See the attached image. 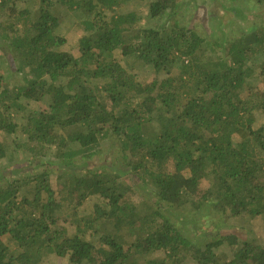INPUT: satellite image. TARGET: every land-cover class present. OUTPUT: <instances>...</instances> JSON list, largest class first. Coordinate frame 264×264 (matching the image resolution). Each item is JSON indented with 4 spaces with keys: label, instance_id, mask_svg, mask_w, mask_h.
<instances>
[{
    "label": "trees",
    "instance_id": "trees-1",
    "mask_svg": "<svg viewBox=\"0 0 264 264\" xmlns=\"http://www.w3.org/2000/svg\"><path fill=\"white\" fill-rule=\"evenodd\" d=\"M145 1L0 0V14L16 22L0 23V45L22 76L11 88L0 71V133L20 128L16 117L28 110L22 98L51 102L28 111L21 126L31 169L0 174V264H45L51 254L65 264H264L256 239L190 230L172 217L194 206L207 181L197 209L204 213L207 202L224 224L264 220V125L255 127L264 92L243 97L253 77L264 83V29H232L222 50L174 18L176 0L145 3L151 18L168 15L156 28L137 29V12L117 10ZM242 1L248 10L252 2L264 7ZM66 17L84 31L76 53L62 50ZM117 54L148 65L153 81L140 82ZM111 141L109 160H95ZM52 148L59 191L39 164ZM7 155L0 138V160ZM145 186L153 200L142 196ZM71 188L79 207L96 200L91 215L74 220V233L59 225ZM87 234H99L98 244Z\"/></svg>",
    "mask_w": 264,
    "mask_h": 264
},
{
    "label": "rangeland",
    "instance_id": "rangeland-1",
    "mask_svg": "<svg viewBox=\"0 0 264 264\" xmlns=\"http://www.w3.org/2000/svg\"><path fill=\"white\" fill-rule=\"evenodd\" d=\"M151 1L158 0H146L142 5L126 3L123 5V8L117 10L120 13H128L132 11L137 12L139 17L138 22L135 25L137 29L156 28L165 22V20L168 18V15L156 19L151 18L149 15L148 4H145L150 3ZM176 2L179 4V6L182 5V7L179 9V14L177 16L175 15L174 18L177 19L182 26L193 28L198 33L208 37L213 43H219L222 50L228 47V43L226 42L227 35L228 37L232 35V31H234L232 29L237 30L238 28H246L247 30H251L254 27L258 28V26H261V29H264V7L257 6L255 8L254 5L257 4L255 2H252V4L249 5L252 10H248L242 0H176ZM63 22L62 34L66 37L67 44L62 48V50L76 53L78 42L84 36V31L78 26V22L74 18L66 17L64 18ZM0 23L4 24L16 22H14V20H9L7 19V16L0 14ZM216 49L219 50V47L217 48L216 46ZM5 50L6 47L0 45V71L6 77L8 76L6 85H9V87L13 88L17 83L22 82V76H20V74H16V65L13 62L11 55H8L7 60L5 61ZM224 54H227V50ZM117 55L118 58L121 59L123 66L136 75L140 82H143L144 84L151 83L155 78L154 71L148 65H145L143 62H138L133 58H123L121 54ZM260 63L261 60H259L258 65H260ZM174 70V75H178L181 70L180 62ZM164 77V75H161L160 80ZM252 80V82H248V85L246 86L247 88L244 89V98H248L249 96L256 94H262L264 92V83L261 81V79L253 77ZM20 101L25 106V108L28 109L27 112L18 114L16 117V122L18 125H20V128L15 134L9 135L7 133H0V138L8 148V155L6 159L0 160V174L3 173L8 178L13 175L16 170H19L22 167L30 169L32 167V164H30L32 156L26 154L27 147H20V144L22 145V143L23 145L27 144L25 142L26 137L21 129V126L26 123V114L28 111L49 110L51 104L47 96L40 102L31 101L24 98H22ZM255 114L257 118L255 127L257 129L258 127L264 125V115L259 111H256ZM66 132L67 131L63 130L65 135ZM111 146H114V143L112 141L107 142L104 147L107 152L103 153L99 157H96L95 160L98 158V162H101V160L108 161L110 158L109 153L112 152H109L108 149L111 148ZM54 153L55 149L52 148L50 153H48V156L46 155L42 158V160H39V164L42 166L43 171H47L51 174V186L56 191H59L60 186L58 185L59 179L57 175L58 165H56L54 162ZM78 167L80 175L87 176L85 173L87 170L85 161H79ZM210 183L211 182L206 181L201 185V191H198L194 196V206L193 201L188 203L190 208H188L187 213L184 214L183 210H173L172 217L179 221L180 225L183 224L185 228L190 230L200 227V231H204L208 234L239 232L241 235L249 237L250 239H256L257 244L264 246V220L262 217H259L255 220L249 217H244V219L241 220L242 225H240L239 222H235L237 225L224 224L223 220L222 222L220 220V214H216L213 207L208 209L209 206L206 201V204H204L207 207L204 210V213L203 210L197 209V205H195V203L203 204L204 201L201 195L207 191ZM144 189L145 190L142 191L143 193H141L142 196H149V198L152 199L155 192H152L151 187L145 186ZM75 191L76 190L74 188L69 189V194H71V196L63 202V206L61 210H59V225L61 227L67 228L70 233L75 232L76 224L74 223V220L91 215L96 204V200L90 198L81 207L77 206L79 194H75ZM204 215L207 216L205 217ZM87 238L95 244H98L100 235L95 234L91 236L90 234H87ZM206 240L211 241L210 239ZM4 241L9 244L12 249L16 248L15 243H12L7 237H4ZM224 253L226 254L224 256L228 257V260L233 258L232 255L234 254V251L230 248H225ZM154 257H159V254L155 255ZM45 264H65V262L64 260H60V258H58L56 255L51 254L45 259ZM182 264L197 263L188 258L187 260L183 261Z\"/></svg>",
    "mask_w": 264,
    "mask_h": 264
}]
</instances>
